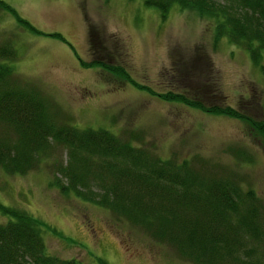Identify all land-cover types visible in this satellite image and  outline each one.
Listing matches in <instances>:
<instances>
[{
  "label": "rangeland",
  "instance_id": "rangeland-1",
  "mask_svg": "<svg viewBox=\"0 0 264 264\" xmlns=\"http://www.w3.org/2000/svg\"><path fill=\"white\" fill-rule=\"evenodd\" d=\"M3 2L34 31L0 10V63L18 85L38 90L56 123L133 133L132 144L161 158L218 162L264 201V48L252 62L244 47L213 38L209 20L175 5L160 18L142 0ZM166 91L229 106L240 118L164 100ZM46 150L26 171L0 168V204L40 224L46 253L84 264H192L106 208L59 189L66 149L49 140ZM7 218L0 212V223ZM259 256L264 264V250Z\"/></svg>",
  "mask_w": 264,
  "mask_h": 264
},
{
  "label": "trees",
  "instance_id": "trees-1",
  "mask_svg": "<svg viewBox=\"0 0 264 264\" xmlns=\"http://www.w3.org/2000/svg\"><path fill=\"white\" fill-rule=\"evenodd\" d=\"M142 1L158 10L160 18L172 5L193 10L209 20L213 38L223 35L228 43L244 47L252 62L259 60V50L264 48V0ZM2 9L34 31L0 0ZM10 51L8 47L6 52ZM106 69L127 80L128 74L120 67ZM12 72L0 63V168L4 172L20 173L33 167L47 155L51 140L53 146L66 149L67 161L57 167L66 183L58 184L59 189L75 191L106 208L192 264H259V251L264 250V201L251 188L242 189L241 179L228 167L197 155L178 161L174 156L161 158L145 146L132 144L133 133L118 136L103 128L77 129L56 123L36 95L38 90L18 85ZM161 96L201 111L240 118L229 106H205L173 91ZM259 132L264 135V128ZM0 212L8 217L0 223V264H84L77 258L60 259L46 253L40 224L34 218L1 204Z\"/></svg>",
  "mask_w": 264,
  "mask_h": 264
}]
</instances>
